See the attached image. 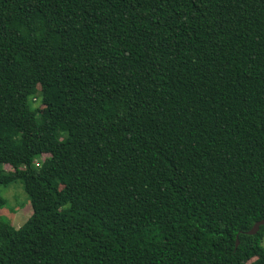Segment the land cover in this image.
Returning <instances> with one entry per match:
<instances>
[{
	"label": "trees",
	"instance_id": "trees-1",
	"mask_svg": "<svg viewBox=\"0 0 264 264\" xmlns=\"http://www.w3.org/2000/svg\"><path fill=\"white\" fill-rule=\"evenodd\" d=\"M14 182L0 264H264V0H0Z\"/></svg>",
	"mask_w": 264,
	"mask_h": 264
},
{
	"label": "rangeland",
	"instance_id": "rangeland-1",
	"mask_svg": "<svg viewBox=\"0 0 264 264\" xmlns=\"http://www.w3.org/2000/svg\"><path fill=\"white\" fill-rule=\"evenodd\" d=\"M43 158H46V156ZM0 197L6 200V205L0 209L1 220L11 223L14 228L18 229L32 214L31 206L21 183L14 182L7 186L0 185ZM262 246L264 247V237Z\"/></svg>",
	"mask_w": 264,
	"mask_h": 264
},
{
	"label": "water",
	"instance_id": "water-1",
	"mask_svg": "<svg viewBox=\"0 0 264 264\" xmlns=\"http://www.w3.org/2000/svg\"><path fill=\"white\" fill-rule=\"evenodd\" d=\"M261 226H264V220L256 222L252 228L247 232V235H256L260 229ZM238 240H236L235 246L237 247Z\"/></svg>",
	"mask_w": 264,
	"mask_h": 264
}]
</instances>
